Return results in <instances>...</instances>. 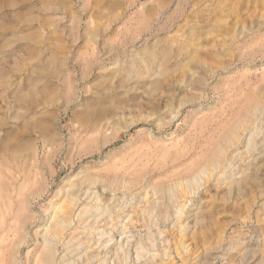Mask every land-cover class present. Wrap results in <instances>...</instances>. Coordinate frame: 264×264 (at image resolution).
Here are the masks:
<instances>
[{"label": "rangeland", "instance_id": "1", "mask_svg": "<svg viewBox=\"0 0 264 264\" xmlns=\"http://www.w3.org/2000/svg\"><path fill=\"white\" fill-rule=\"evenodd\" d=\"M106 240L264 264V0H0V264Z\"/></svg>", "mask_w": 264, "mask_h": 264}, {"label": "bare ground", "instance_id": "2", "mask_svg": "<svg viewBox=\"0 0 264 264\" xmlns=\"http://www.w3.org/2000/svg\"><path fill=\"white\" fill-rule=\"evenodd\" d=\"M181 208V207H180ZM60 208L58 207V208H56V209H53V211H52V213H53V217H51L52 219L53 218H56V211H58ZM63 214V213H62ZM64 215H65V211H64ZM58 221V224H62V222H61V220L60 219H58L57 220ZM85 221H83V222H81V224L82 223H84ZM109 222H111V221H109ZM80 224V225H81ZM123 224V223H122ZM121 224V225H122ZM119 229H122V226H121V228H119ZM123 230V229H122ZM120 231L119 232V230H117V232L118 233H121V234H123L124 232L123 231ZM75 232H77L76 231V229H73L66 237H64V238H62V235H60V236H58V235H56V234H53L51 237H47V239H51V241H56V239L63 245H65L66 246V244L68 243L69 244V242H72L71 240L74 238V235L76 236L77 235V233L75 234ZM132 236H127L126 238H127V240H126V244H127V246H126V248H132L133 246H134V244H132V245H130V238H131ZM125 238V237H124ZM133 238V237H132ZM84 239H88L90 242H92L93 243V245H97V244H99V240H93L92 238H88V237H84ZM44 240H46V239H44ZM65 240H67V242H65L64 243V241ZM51 241H48V243L50 244V242ZM128 241H129V243H128ZM47 245H48V243H47V241L45 242ZM115 243V242H114ZM45 244V245H46ZM102 244V247H107V249H105V252H104V254H106L107 256L106 257H110V260H107L106 261V264H121L120 262L121 261H119L120 259H118V249H117V247L116 248H114V245H112L113 243H111L110 244V242H109V240H106V241H104L103 243H101ZM100 244V245H101ZM110 244V245H109ZM122 245V244H121ZM112 246V247H111ZM150 246V245H149ZM152 246V245H151ZM119 247H121V246H119ZM142 249H145V248H143L142 247ZM141 249V250H142ZM137 250H138V248H137ZM104 251V250H103ZM102 251V252H103ZM127 252H128V250H127ZM156 252V251H155ZM140 253V252H139ZM127 254V253H126ZM158 255V254H157ZM105 256V255H104ZM137 256H138V252H137ZM150 256H153V255H150ZM140 257H141V255H140ZM140 257H138V258H140ZM170 257V256H169ZM163 263V262H162ZM161 263V264H162ZM157 264H159V262H157Z\"/></svg>", "mask_w": 264, "mask_h": 264}]
</instances>
